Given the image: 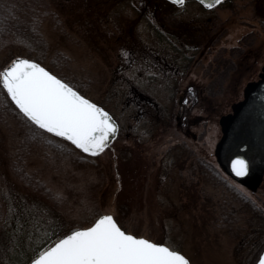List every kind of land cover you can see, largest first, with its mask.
Masks as SVG:
<instances>
[{
  "label": "rangeland",
  "instance_id": "1",
  "mask_svg": "<svg viewBox=\"0 0 264 264\" xmlns=\"http://www.w3.org/2000/svg\"><path fill=\"white\" fill-rule=\"evenodd\" d=\"M47 1L50 67L110 113L119 131L93 155L59 136L42 137L13 108L3 110L0 264H21L52 233L105 213L191 264H254L264 220L229 184L264 213V180L254 189L239 183L215 151L221 117L264 66V0H224L210 9L197 0ZM174 68L182 70L177 77ZM174 85L179 92H170ZM188 85L199 88L196 97L181 92Z\"/></svg>",
  "mask_w": 264,
  "mask_h": 264
},
{
  "label": "snow or ice",
  "instance_id": "2",
  "mask_svg": "<svg viewBox=\"0 0 264 264\" xmlns=\"http://www.w3.org/2000/svg\"><path fill=\"white\" fill-rule=\"evenodd\" d=\"M204 2L211 7L219 0ZM0 88L39 129L65 138L85 153L102 152L115 137L118 126L103 107L34 59L16 57L0 69ZM248 165L242 156L232 161L238 176L248 171ZM30 264H190V260L167 243L126 230L105 213L38 249ZM258 264H264V254Z\"/></svg>",
  "mask_w": 264,
  "mask_h": 264
},
{
  "label": "trees",
  "instance_id": "3",
  "mask_svg": "<svg viewBox=\"0 0 264 264\" xmlns=\"http://www.w3.org/2000/svg\"><path fill=\"white\" fill-rule=\"evenodd\" d=\"M50 11L51 10L47 0H0V69L5 67L7 63L15 57H26L36 60L37 63H40L49 71L53 72L50 67V61L47 58L49 44L42 30L43 21L46 16L50 14ZM259 19L262 27L264 28V13H259ZM8 107L13 108L15 112L13 110L12 111L16 113V116L21 117L22 121L29 123L33 129L40 133L42 137H48V135L56 136L43 129H39L38 126L34 125L26 117H24L14 102L11 101L10 97L7 96L5 90L0 88V118L4 113L3 110ZM62 139L65 143L73 145L65 138ZM57 147L64 148V145L58 143ZM60 150L63 154L67 152L69 157H74L70 149ZM76 158L80 159L78 156H76ZM23 179L27 185H32L29 177L23 175ZM36 188L39 189L38 187ZM229 190L234 192L236 197L249 207L253 217L264 220V213L261 208L254 203V201H252L248 196L243 195L239 189H236L231 184H229ZM41 192L44 195L48 194L47 189ZM241 195L243 196L241 197ZM1 208L2 207L0 206V224L3 220L1 219V213H3L1 212ZM116 220L122 227H124L120 219L116 217ZM1 228L2 227H0V238L5 241L7 236H4L3 232L1 233ZM64 232L65 231L63 229H60L54 234L52 233L50 237L40 246L35 247L21 264H28L38 249L47 246L52 241H55L56 238L61 236ZM259 253L260 252L256 251L254 258H257Z\"/></svg>",
  "mask_w": 264,
  "mask_h": 264
},
{
  "label": "water",
  "instance_id": "4",
  "mask_svg": "<svg viewBox=\"0 0 264 264\" xmlns=\"http://www.w3.org/2000/svg\"><path fill=\"white\" fill-rule=\"evenodd\" d=\"M168 1L178 6L185 2ZM197 1L206 8L218 4L213 2L208 7L204 0ZM220 124L222 136L215 151L219 164L240 183L252 189L258 187L264 175V66L259 79L246 85L243 98L233 104L232 112L221 117ZM237 156L249 162L248 171L243 176L236 175L232 169V161ZM261 254H264V249ZM258 259L254 264H258Z\"/></svg>",
  "mask_w": 264,
  "mask_h": 264
},
{
  "label": "flooded vegetation",
  "instance_id": "5",
  "mask_svg": "<svg viewBox=\"0 0 264 264\" xmlns=\"http://www.w3.org/2000/svg\"><path fill=\"white\" fill-rule=\"evenodd\" d=\"M214 7H216V6H214ZM212 8H213V7H212ZM186 58L189 59V58H190V55L187 56ZM166 67H167V68H168V67H172V65H166ZM174 69L176 70L177 73H174L173 76H174V77H177L178 75H176V74L180 73L182 70H177L176 68H174ZM262 70H263V69H262ZM183 72H184V71H183ZM181 73H182V72H181ZM259 77H260V74H259ZM249 83H250V82H249ZM169 84H170V83H169ZM179 89H180V88H179L178 85H174L173 89L170 90V92H172V93H173V92H176V91L179 92ZM244 89H245V88H244ZM183 90H185V91H183ZM183 90H181V92H183V93H184V92H185V93H188V94L190 95V97H193V98L196 97V96H197V93L199 92V88H198L196 85H188V86L185 87ZM243 92H244V91H243ZM243 94H244V93H243ZM181 98H182V101H181L182 103H181V104H182V106L185 107V106L187 105V103H188V97L184 96V94L181 93V97H179V99L181 100ZM180 100H179V101H180ZM186 117H187V116L184 115L183 118H182V119L184 120V122H183V124H182L184 127H185L186 124H187V123H186ZM182 119H181V120H182ZM180 123H181V122L178 121V124H180ZM263 180H264V176H263ZM263 180H262V181H263ZM261 183H262V182H261Z\"/></svg>",
  "mask_w": 264,
  "mask_h": 264
}]
</instances>
